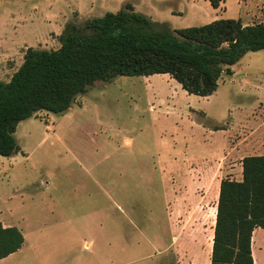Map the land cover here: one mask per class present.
<instances>
[{"label":"rangeland","instance_id":"374dc122","mask_svg":"<svg viewBox=\"0 0 264 264\" xmlns=\"http://www.w3.org/2000/svg\"><path fill=\"white\" fill-rule=\"evenodd\" d=\"M126 2L171 28L264 21V0L241 14L234 1L224 11L210 0H0V56L12 51L16 67L29 46L57 48L65 22ZM231 68L206 96L169 74L120 75L62 113L20 121L19 151L0 155V219L25 240L13 264H209L217 185L264 154V50ZM10 72L0 66V80ZM252 249L264 264V229Z\"/></svg>","mask_w":264,"mask_h":264},{"label":"trees","instance_id":"16d2710c","mask_svg":"<svg viewBox=\"0 0 264 264\" xmlns=\"http://www.w3.org/2000/svg\"><path fill=\"white\" fill-rule=\"evenodd\" d=\"M219 1L210 3L218 7ZM57 39L54 49L27 47L10 78L0 80L1 156L19 151L15 131L20 121L42 110L66 111L98 81L169 74L187 93L211 94L245 53L264 50V21L218 18L171 28L126 2L116 12L74 17ZM241 168L240 179L219 182L209 264H253L252 233L264 229V154L242 157ZM23 241L18 227L0 222V259Z\"/></svg>","mask_w":264,"mask_h":264},{"label":"crops","instance_id":"0c3cea01","mask_svg":"<svg viewBox=\"0 0 264 264\" xmlns=\"http://www.w3.org/2000/svg\"><path fill=\"white\" fill-rule=\"evenodd\" d=\"M232 1H234V3L238 5V7L240 5L239 14H241V13L245 12V7L247 6V4H252L253 2H259L261 0H220L219 1V5L216 8L217 9H221V5H222L224 7V8H222V10L225 11L226 8H227L226 7V4L227 3H231ZM57 35L58 34H56V38H57ZM11 52L12 51H9L8 53L2 54L0 56V66L7 67V70L8 71L10 70L11 72H14L16 70V68L20 65V63L22 62V58H21V61L17 64V66L14 67V63L12 62V59L13 58L11 56L12 55ZM218 191H219V183L217 185V189H216V192H215V195H214L213 206H212V220H211V227H210L211 236H210V242H209V245H208L209 249H211V245H212V237H213V228H214V223H215V212H216V204H217V198H218ZM186 216L187 215H185V217ZM0 222L2 223L3 226H16V227H18V225H16L15 221L12 222L7 217L4 218V219L1 218L0 219ZM18 228L22 231V229L20 227H18ZM254 231H255V229H254ZM252 238H253V233H252ZM252 238H251V254H252V258H253V264H256V260H255L254 253H253V249H252ZM24 244H25V240L23 241L21 247L17 251H15V252L9 254L8 256L0 259V264H13L12 258L14 257V255H16V253H18L19 251H21V248L22 247H25ZM210 253H211V250H210Z\"/></svg>","mask_w":264,"mask_h":264}]
</instances>
